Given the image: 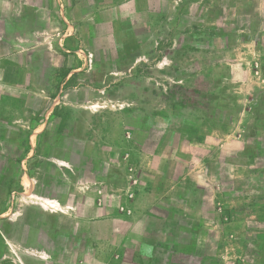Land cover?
I'll return each instance as SVG.
<instances>
[{
  "label": "rangeland",
  "instance_id": "rangeland-1",
  "mask_svg": "<svg viewBox=\"0 0 264 264\" xmlns=\"http://www.w3.org/2000/svg\"><path fill=\"white\" fill-rule=\"evenodd\" d=\"M113 2H98L112 4L95 9L110 16L93 23L92 0H11L13 16L25 4L38 22L11 56L13 76L25 65L31 89L38 79L49 96L26 92L36 110L0 144V264H17L4 237L18 249L40 215L42 150L52 141L66 154L75 133L127 176L140 170L141 152L205 159L233 210L216 207L219 230L233 223L236 238L242 226L250 251L264 232V0ZM43 104L53 111L38 112Z\"/></svg>",
  "mask_w": 264,
  "mask_h": 264
},
{
  "label": "crops",
  "instance_id": "crops-1",
  "mask_svg": "<svg viewBox=\"0 0 264 264\" xmlns=\"http://www.w3.org/2000/svg\"><path fill=\"white\" fill-rule=\"evenodd\" d=\"M92 1L96 2L93 23L101 15L109 18L110 10L95 9L114 5V0H107L113 2L107 6L98 3L102 0ZM10 3L0 0L1 145L11 143V129L24 131L25 121L19 117H29L36 110L27 107L26 92L39 101L49 96L35 77L39 84L33 81L31 89L25 65L14 68L17 72L21 69V76H13L11 56L25 48V32L36 28L38 22L34 15L27 16L24 3L13 16ZM43 105L38 112L48 114L54 109L52 104ZM12 113L17 117L11 119ZM45 122L37 123L34 130L41 129ZM11 123L19 126L11 127ZM69 123L77 129L87 121ZM43 139L37 135V141ZM80 139L78 133L70 137L66 154L52 141L47 142V157L42 150L41 159L45 161L39 168L40 179L35 177L33 185L40 215L19 239L18 249L14 250L4 237L9 255L17 264H245V260L248 264H264V232L253 239L250 251L240 245L245 241L242 226H237L239 231L235 228L236 238L230 233L233 223L219 230L216 207L224 205L233 210L226 195L221 199L217 180L205 159L192 164L191 159L187 163L179 154L169 157L156 150L141 152L140 170L131 167L136 174L127 176L113 165L106 166V160L112 159ZM107 196L113 199L107 201ZM49 200L54 204H48Z\"/></svg>",
  "mask_w": 264,
  "mask_h": 264
},
{
  "label": "built area",
  "instance_id": "built-area-1",
  "mask_svg": "<svg viewBox=\"0 0 264 264\" xmlns=\"http://www.w3.org/2000/svg\"><path fill=\"white\" fill-rule=\"evenodd\" d=\"M129 195V197L131 196L130 194H128Z\"/></svg>",
  "mask_w": 264,
  "mask_h": 264
},
{
  "label": "bare ground",
  "instance_id": "bare-ground-1",
  "mask_svg": "<svg viewBox=\"0 0 264 264\" xmlns=\"http://www.w3.org/2000/svg\"><path fill=\"white\" fill-rule=\"evenodd\" d=\"M45 204V203H44ZM47 204V203H46Z\"/></svg>",
  "mask_w": 264,
  "mask_h": 264
}]
</instances>
